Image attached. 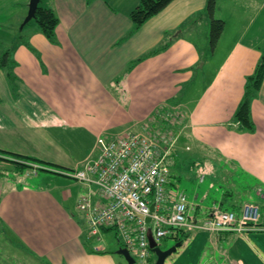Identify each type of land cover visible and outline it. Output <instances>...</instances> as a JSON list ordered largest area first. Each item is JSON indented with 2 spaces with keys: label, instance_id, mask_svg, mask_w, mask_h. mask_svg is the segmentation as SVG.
Listing matches in <instances>:
<instances>
[{
  "label": "crops",
  "instance_id": "obj_1",
  "mask_svg": "<svg viewBox=\"0 0 264 264\" xmlns=\"http://www.w3.org/2000/svg\"><path fill=\"white\" fill-rule=\"evenodd\" d=\"M29 1L0 0V10H8L0 19L6 38L24 21ZM139 1L48 0L58 19L55 41L32 24L11 37V63L0 68V150L50 165L17 172L0 160V264H120L103 240L109 232L89 236L77 207L85 198L98 203L96 188L64 174L94 158L98 136L162 138L168 111L180 113L178 134L193 156L223 166L244 193L241 203L227 204L226 188L208 207L199 195L186 196L194 217L207 219L215 206L236 214L242 204L258 213L264 207V79L251 103L254 132L233 121L264 50V0L253 8L249 0H217L213 17L224 31L213 51L207 0H174L134 31L129 13ZM176 137L161 139L170 143L172 190L179 184ZM165 264H264V231H196Z\"/></svg>",
  "mask_w": 264,
  "mask_h": 264
},
{
  "label": "built area",
  "instance_id": "obj_2",
  "mask_svg": "<svg viewBox=\"0 0 264 264\" xmlns=\"http://www.w3.org/2000/svg\"><path fill=\"white\" fill-rule=\"evenodd\" d=\"M154 137L157 138L143 134L98 136L97 155L64 174L88 188H96L100 196L96 204L87 198L77 204L85 214L89 236L113 231L119 248L126 249L135 264H151L149 236L160 247L161 241L173 240L181 231H264L258 227V208L251 204H245L240 214L215 206L207 219L198 221L186 195L168 187L170 146L162 143L163 138L156 141ZM38 168L33 165L32 173Z\"/></svg>",
  "mask_w": 264,
  "mask_h": 264
},
{
  "label": "rangeland",
  "instance_id": "obj_3",
  "mask_svg": "<svg viewBox=\"0 0 264 264\" xmlns=\"http://www.w3.org/2000/svg\"><path fill=\"white\" fill-rule=\"evenodd\" d=\"M231 1L236 2L238 4V2H243V1L245 2L247 0H231ZM249 1L250 4L248 8H253L257 5L255 4L256 1L259 0H249ZM2 10L3 9L0 10V19L1 17L7 16V12H8V10H6V12ZM235 14H237V12H235ZM9 19H10L9 25L10 24L14 25V23L16 24V20H13V18H9ZM28 24H32L35 27L37 26V24L33 20H31ZM21 26L22 24H20L17 29L14 28V30H8L7 33L9 34L10 38H6L4 36L5 35L4 32L6 31L5 28L3 31H0V58L3 53H6L9 50V46H10L9 44L12 41L11 37L18 36L17 38H19V35L22 36L20 32ZM171 113L168 111V115H169L167 122L168 124L164 126L165 128L164 127L162 128L161 137L163 138L171 134L173 135V137L177 136L174 142V149L178 151L179 155L178 157H176L175 160L176 168L174 169V171L176 173V176H179V184L177 186L178 190L183 192L186 196L191 195L192 197H194L196 194L199 195V199H198L199 205L203 207L204 206L208 207L209 205H212L213 202H220L222 200V194L227 188L230 191H232V193L231 196L227 197L224 202H226L227 204L231 202L233 204L241 203L240 201L244 198V193H242V191L240 190L239 187L240 184L237 182V179H234L236 177L230 174H223L224 173L223 166L221 167L222 168L221 171V169L217 167L211 168L209 166L210 162L208 161L204 162L202 160L196 159L193 156L194 151L193 148H191L192 147L191 143H189L186 136L185 135L182 136L181 133L180 135L178 134L179 130H181L182 127L180 123H178L177 121L180 117V113L178 112L175 113L173 112L172 114ZM154 139L158 141L157 138L154 137ZM167 146H170V143L169 145L167 144ZM95 147H96V140H95ZM187 147L188 149H186ZM89 160L91 159L84 161V163ZM81 165L79 164V166H77L76 168L81 167ZM201 178H203V180L205 179L203 185L200 184L199 182ZM227 204L224 205L226 208H229ZM261 206L262 205H259V207ZM259 214H262L264 216V207L260 208ZM108 232H109L108 234H106L107 232L104 233L106 234V236L103 237V240L105 241L106 244L114 247V251L115 250L117 251L120 245L117 243L115 234L113 233V231H108ZM182 232H186V231H182ZM187 232H189L190 234L196 231L193 232L187 231ZM97 244H101V243L97 241ZM174 244L175 241L173 240H164L160 242V248L162 250H167ZM151 257L153 258V262L151 264H154L155 262L154 254L151 255ZM117 258L119 259L120 264H126L121 256Z\"/></svg>",
  "mask_w": 264,
  "mask_h": 264
},
{
  "label": "trees",
  "instance_id": "obj_4",
  "mask_svg": "<svg viewBox=\"0 0 264 264\" xmlns=\"http://www.w3.org/2000/svg\"><path fill=\"white\" fill-rule=\"evenodd\" d=\"M47 1L48 0L39 1L34 13L33 21L37 24L38 29L44 35V37H46L49 41L54 42L58 19L53 10L45 6V3ZM172 1L174 0H140L138 5L129 13V18L132 22L133 30H138L148 20L164 10ZM216 2L217 0H207L206 6V12L210 18L208 41L211 51L215 49L224 31V22L213 17L216 9ZM10 61V52L8 50L6 53H3L1 55L0 68H4L5 66L9 65L11 63ZM263 79L264 50L261 52L260 60L255 66L253 73L246 79L242 100L239 103L233 117V121L236 122V124L239 126L240 131L248 133L254 132L255 128L251 118V103L258 94ZM0 160L11 164L17 172L32 169L33 165H50L39 159L23 156L18 153H13L5 150H0ZM39 169L42 170V168H38V170ZM244 205L245 204L241 205V210ZM178 234L179 235L174 238L173 241H175V243H179L181 246L183 241L189 237V232L181 231ZM152 262L153 258L151 257V263Z\"/></svg>",
  "mask_w": 264,
  "mask_h": 264
},
{
  "label": "water",
  "instance_id": "obj_5",
  "mask_svg": "<svg viewBox=\"0 0 264 264\" xmlns=\"http://www.w3.org/2000/svg\"><path fill=\"white\" fill-rule=\"evenodd\" d=\"M40 0H30L28 4V14L24 19V22L22 23V26L28 24L31 20L34 18V13L37 8V5ZM21 26V27H22ZM151 211L153 210V207L150 208ZM149 222V219L146 220ZM180 247L179 243H175L173 246H171L167 250H162L159 246H157L154 241L152 240V237L149 236V248L151 252L155 256V262L154 264H165V261L172 256L176 252V250ZM116 255L121 256L126 264H135L133 258L129 255L128 251L126 249L119 248L116 251Z\"/></svg>",
  "mask_w": 264,
  "mask_h": 264
}]
</instances>
